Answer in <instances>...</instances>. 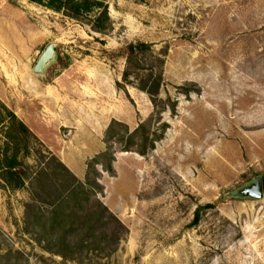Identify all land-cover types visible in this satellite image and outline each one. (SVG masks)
Listing matches in <instances>:
<instances>
[{"label":"rangeland","instance_id":"rangeland-1","mask_svg":"<svg viewBox=\"0 0 264 264\" xmlns=\"http://www.w3.org/2000/svg\"><path fill=\"white\" fill-rule=\"evenodd\" d=\"M100 1L103 32L99 9L0 0V100L32 132L25 184L0 167V264H264V198L231 196L264 183V0ZM105 151L65 198L58 160Z\"/></svg>","mask_w":264,"mask_h":264},{"label":"trees","instance_id":"trees-1","mask_svg":"<svg viewBox=\"0 0 264 264\" xmlns=\"http://www.w3.org/2000/svg\"><path fill=\"white\" fill-rule=\"evenodd\" d=\"M32 2H36L40 5H43L47 8L56 10V11H62L64 14L79 19L81 15L85 11L95 10L99 9V14L94 18L95 23V29L97 31L103 32L107 25L104 23H107L108 26L112 25V20L109 16L108 12V6L104 2L100 0H30ZM149 47L148 44L139 42L138 44H130L128 46V50L130 54L136 53L137 50ZM125 78H127L128 73H124ZM153 89L150 90L148 86H142V89H147L148 92L152 96L156 95V91H158V87L153 86ZM156 89V90H155ZM7 123V125H5ZM0 126L3 127V129H6V137L14 140L16 142L15 151L11 156L8 155V143L5 147H0V155L3 156L4 165H0L1 169L4 170V173L2 174L6 182H11L12 180L16 181L15 187L20 188L25 184V179L23 178V171L21 168L22 161L19 159V154L21 152V146L19 141L20 140H27V138L32 135L31 130L29 127L17 117L14 111L9 109L1 100H0ZM125 150H129L128 148H125ZM107 156H110L109 151H105L101 153L100 155L93 158L89 164H88V170L86 174V183L81 182L74 176V174L70 171V169L60 160L58 163L59 169L56 175H63V172L66 173L68 179H63V188L65 189L64 192L67 193L65 198H68L71 194L77 195L81 189H84L87 183L93 184L96 183V180H93L91 178V173L89 172V169L95 168L98 164L102 165V167L113 173L114 167H113V161L115 160L114 156L111 157V161L106 164V162L103 161V159ZM38 174V173H37ZM51 176V174H49ZM55 176V174H54ZM57 176V177H58ZM64 177V175H63ZM64 197V196H63ZM63 197H60L63 199ZM61 201V200H60ZM210 205V204H209ZM199 211L200 208L196 211V217L195 222H197L199 218ZM57 225V224H56Z\"/></svg>","mask_w":264,"mask_h":264},{"label":"water","instance_id":"water-1","mask_svg":"<svg viewBox=\"0 0 264 264\" xmlns=\"http://www.w3.org/2000/svg\"><path fill=\"white\" fill-rule=\"evenodd\" d=\"M55 57L56 43L51 42L39 56L33 67V72L38 75H44L46 68L55 60ZM68 132L69 130L66 129L65 134H68ZM231 196L239 199L253 200L264 198V183L262 176L257 175L253 180L233 191Z\"/></svg>","mask_w":264,"mask_h":264},{"label":"crops","instance_id":"crops-1","mask_svg":"<svg viewBox=\"0 0 264 264\" xmlns=\"http://www.w3.org/2000/svg\"><path fill=\"white\" fill-rule=\"evenodd\" d=\"M64 158H65V157H64ZM64 158H62V160L66 163V161H65ZM66 165L69 167V169H70L71 171L74 172V174H75L78 178H82V177H84V175L86 174V168H85L83 171L80 170V169H79V171H76V169H75V164H74L73 162L68 161V164H66ZM85 167H86V164H85Z\"/></svg>","mask_w":264,"mask_h":264}]
</instances>
